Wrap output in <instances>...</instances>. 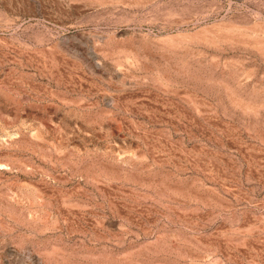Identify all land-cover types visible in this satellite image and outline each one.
I'll list each match as a JSON object with an SVG mask.
<instances>
[{
	"label": "rangeland",
	"instance_id": "rangeland-1",
	"mask_svg": "<svg viewBox=\"0 0 264 264\" xmlns=\"http://www.w3.org/2000/svg\"><path fill=\"white\" fill-rule=\"evenodd\" d=\"M0 264H264V0H0Z\"/></svg>",
	"mask_w": 264,
	"mask_h": 264
}]
</instances>
